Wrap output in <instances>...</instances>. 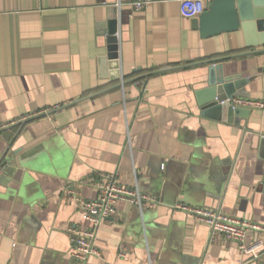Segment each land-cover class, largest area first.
<instances>
[{"label":"crops","instance_id":"0c3cea01","mask_svg":"<svg viewBox=\"0 0 264 264\" xmlns=\"http://www.w3.org/2000/svg\"><path fill=\"white\" fill-rule=\"evenodd\" d=\"M133 1L0 0V264H264L177 207L264 225V44L240 26L201 37L180 0ZM210 59L263 105L233 122L202 113ZM108 175L156 203L117 202L101 255L77 261L69 230L84 222L67 192L97 198Z\"/></svg>","mask_w":264,"mask_h":264},{"label":"built area","instance_id":"2783aa9c","mask_svg":"<svg viewBox=\"0 0 264 264\" xmlns=\"http://www.w3.org/2000/svg\"><path fill=\"white\" fill-rule=\"evenodd\" d=\"M157 0H135L131 2L134 10H140ZM180 11L186 17H195L203 10L201 0H180ZM234 106L239 107H261L260 101L234 97L230 100ZM68 200H75L80 209L83 225L70 229L69 238L71 243L70 256L77 261L86 262L91 256L101 255L96 246L97 231L103 221L116 214V204L121 200H126L138 207L148 203L154 206L156 201L151 197L142 194L137 185L132 188H124L115 179V176L108 175L99 184V196L93 199L78 197L77 192L68 190ZM181 210L187 211L198 217L208 226L210 238L222 236L233 241L240 252L247 254L251 260H259L264 256V225L251 223L244 219L223 213L220 208H187L177 206ZM253 232L254 237L251 242H247V237ZM125 248H120L119 257H123ZM106 264H114L106 262Z\"/></svg>","mask_w":264,"mask_h":264},{"label":"water","instance_id":"95a60500","mask_svg":"<svg viewBox=\"0 0 264 264\" xmlns=\"http://www.w3.org/2000/svg\"><path fill=\"white\" fill-rule=\"evenodd\" d=\"M192 24L199 30L201 37L236 30L240 26L244 31L246 46L252 45L250 43L264 44V0H211L207 8L194 18ZM255 26L258 28L256 33ZM115 33L117 30L113 28L109 30L107 36V57L110 60L117 59L118 38ZM257 38L259 42H256ZM252 40L254 42H251ZM221 61L218 59L205 61L208 64L207 84L196 92V98L202 113L218 109L221 114L226 113L229 122H233L235 116H245L249 111L230 102L232 98L244 95L239 89L245 79L240 74L224 76ZM30 119L33 118L21 120L18 124L24 125Z\"/></svg>","mask_w":264,"mask_h":264}]
</instances>
